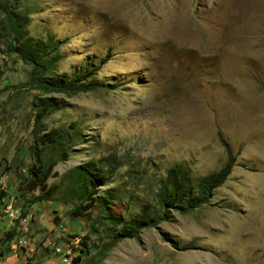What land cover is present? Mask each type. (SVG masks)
<instances>
[{"label":"rangeland","instance_id":"374dc122","mask_svg":"<svg viewBox=\"0 0 264 264\" xmlns=\"http://www.w3.org/2000/svg\"><path fill=\"white\" fill-rule=\"evenodd\" d=\"M8 1L29 37L59 41V75L89 66L98 86L34 90L0 12V264H264V0ZM44 97L61 109L39 119ZM58 131L67 160L30 193L34 132ZM225 144L235 163L208 204L113 240L120 226L107 213L128 221L154 209L169 168L208 175ZM87 168L97 200L71 219L80 200L65 195L69 177Z\"/></svg>","mask_w":264,"mask_h":264},{"label":"trees","instance_id":"16d2710c","mask_svg":"<svg viewBox=\"0 0 264 264\" xmlns=\"http://www.w3.org/2000/svg\"><path fill=\"white\" fill-rule=\"evenodd\" d=\"M18 4H12L8 0H0V12L3 13L8 22L6 37L10 39V49L20 60L31 67L30 83L34 90L48 95L51 92L70 96L97 89L95 74L89 66L78 71L75 77L68 79L65 75H59L56 67L62 57L59 52V41L54 36L48 35L44 38L33 39L29 37L25 13ZM103 86V85H101ZM37 108V116L42 119L61 109V106L49 97L39 98L34 105ZM35 164L27 170L26 188L30 193L37 189L45 190L46 181L53 177V169L58 162L66 161L68 157L67 145L68 135L58 131L38 135L34 132ZM49 151L50 157H43V148ZM227 160L217 171L208 175L192 179L187 176L184 169L174 165L166 172V177L160 181V187L154 195V209L145 207L130 220H122L119 216L107 213L108 220L115 230L120 226L117 233H113L114 241L136 238L140 229H148L156 225L158 220H166L169 210H175L179 214L193 212L199 207L208 204L213 192L222 186L231 173L235 158L225 144ZM37 150L40 153H37ZM55 156L54 159L51 157ZM92 169H75L69 177L68 189L65 195L77 197L80 204L76 205L69 213L71 219L79 217L85 211L94 206L97 199L95 178ZM105 174V173H103ZM40 199L33 197L27 207L39 202ZM27 213H23L26 216ZM105 215V214H104Z\"/></svg>","mask_w":264,"mask_h":264},{"label":"built area","instance_id":"2783aa9c","mask_svg":"<svg viewBox=\"0 0 264 264\" xmlns=\"http://www.w3.org/2000/svg\"><path fill=\"white\" fill-rule=\"evenodd\" d=\"M56 251L58 252V251H59V249H56Z\"/></svg>","mask_w":264,"mask_h":264}]
</instances>
